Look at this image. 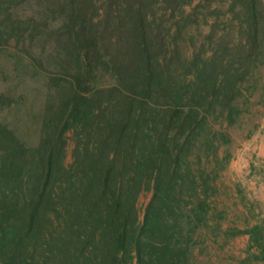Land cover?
I'll return each mask as SVG.
<instances>
[{"label": "trees", "instance_id": "obj_1", "mask_svg": "<svg viewBox=\"0 0 264 264\" xmlns=\"http://www.w3.org/2000/svg\"><path fill=\"white\" fill-rule=\"evenodd\" d=\"M2 53L0 264H208L243 232L264 261V219L216 203L264 108V0H0Z\"/></svg>", "mask_w": 264, "mask_h": 264}, {"label": "rangeland", "instance_id": "obj_2", "mask_svg": "<svg viewBox=\"0 0 264 264\" xmlns=\"http://www.w3.org/2000/svg\"><path fill=\"white\" fill-rule=\"evenodd\" d=\"M32 2L24 3L16 9L20 15L32 11ZM16 71L9 63L7 53L0 54V90H16L19 79ZM24 86L20 84L21 88ZM25 88V86H24ZM15 109L6 106L0 107V118L12 120ZM252 122L258 126L250 137H245L246 131L236 130L232 144L233 158L227 169L219 178V193L216 203L223 212V227L231 233L235 229L248 228L261 219H264V157L259 154V145L264 144V108L251 114ZM71 136V133H70ZM73 142L68 139L67 163L71 161ZM242 158V160H240ZM240 167V168H239ZM152 196L151 191H144L139 197V207L144 210ZM249 241L247 233H238L233 236L222 235L217 243L207 240L203 246V258L208 264H264L251 258L244 262L248 252ZM252 247L250 252L259 251Z\"/></svg>", "mask_w": 264, "mask_h": 264}, {"label": "crops", "instance_id": "obj_3", "mask_svg": "<svg viewBox=\"0 0 264 264\" xmlns=\"http://www.w3.org/2000/svg\"><path fill=\"white\" fill-rule=\"evenodd\" d=\"M259 149H260L259 154L261 155V157H264V144H263V142H261V144L259 145ZM240 160H242V158H240ZM261 160H264V159H261Z\"/></svg>", "mask_w": 264, "mask_h": 264}]
</instances>
